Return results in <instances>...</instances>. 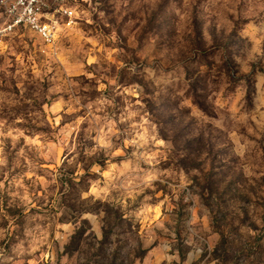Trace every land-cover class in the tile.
I'll use <instances>...</instances> for the list:
<instances>
[{
  "label": "rangeland",
  "instance_id": "obj_1",
  "mask_svg": "<svg viewBox=\"0 0 264 264\" xmlns=\"http://www.w3.org/2000/svg\"><path fill=\"white\" fill-rule=\"evenodd\" d=\"M5 27L0 264H264V0Z\"/></svg>",
  "mask_w": 264,
  "mask_h": 264
},
{
  "label": "built area",
  "instance_id": "obj_2",
  "mask_svg": "<svg viewBox=\"0 0 264 264\" xmlns=\"http://www.w3.org/2000/svg\"><path fill=\"white\" fill-rule=\"evenodd\" d=\"M80 0H0V13L6 29L26 28L44 43H52L60 20L75 18V5Z\"/></svg>",
  "mask_w": 264,
  "mask_h": 264
}]
</instances>
